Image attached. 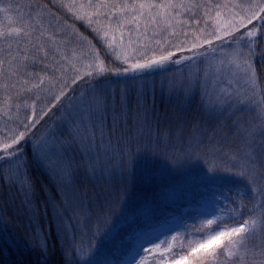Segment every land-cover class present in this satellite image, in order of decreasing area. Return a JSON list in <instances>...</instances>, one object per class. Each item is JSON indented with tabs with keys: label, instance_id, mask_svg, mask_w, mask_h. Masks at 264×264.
<instances>
[{
	"label": "snow or ice",
	"instance_id": "snow-or-ice-1",
	"mask_svg": "<svg viewBox=\"0 0 264 264\" xmlns=\"http://www.w3.org/2000/svg\"><path fill=\"white\" fill-rule=\"evenodd\" d=\"M52 2L59 6L56 12L40 0H0L6 21H0V165L10 166L13 185L25 194L33 187L29 155L58 178L57 211L62 220L73 213L65 231L73 220L81 223L80 217L86 225L65 251L66 264L69 258L71 264H264V243L259 251L248 248L258 232L264 233V76L255 67L257 50L264 58V0ZM76 22L87 25L96 43ZM156 77L161 96L173 103L171 120L183 144L176 152H169L168 144L159 150L162 137L150 127L153 116L159 120ZM130 85L134 109L128 107ZM193 99L198 115L185 137ZM149 102L152 109L145 106ZM247 113L253 115L241 122ZM130 119L135 134L127 127ZM229 120V132L239 143L226 147L221 141L229 133L216 137ZM202 122H214L211 134ZM145 128L155 141L142 143ZM167 137L171 140V130ZM69 150L79 151L89 178L119 169L122 182L105 195L98 212L81 196L80 168L73 167ZM144 152L174 169L200 160L209 173L234 174L244 187L220 193L196 178L169 185L165 199L186 190L199 194L192 209L199 226L184 219L154 226L150 201L135 214L127 206L134 161ZM257 197L258 204L249 207ZM138 217L144 227L118 239L120 229ZM189 227L193 238L185 242L180 229ZM102 240L109 247H102Z\"/></svg>",
	"mask_w": 264,
	"mask_h": 264
},
{
	"label": "trees",
	"instance_id": "trees-1",
	"mask_svg": "<svg viewBox=\"0 0 264 264\" xmlns=\"http://www.w3.org/2000/svg\"><path fill=\"white\" fill-rule=\"evenodd\" d=\"M16 2L26 4L28 0H16ZM40 2L48 4V7L53 12H56L59 7L52 0H40ZM23 11L27 12V8H24ZM58 15H64L62 9L58 12ZM0 21H3V18H0ZM76 27L84 36L92 40L93 43H96L93 34L86 24L76 22ZM96 46L100 47L98 43ZM255 67L258 76H264V58L259 55V50H257L255 57ZM152 80L153 78L151 77L147 78L149 90L152 88ZM159 80V77L155 78L154 109L159 120L157 122L156 116H153L150 127L158 130L162 137L161 142L157 145L159 150L163 151L165 144H168L169 152H176L183 147V144L176 136V124L171 120L173 103L166 96H161ZM134 95L135 92L131 91L130 85L129 109L135 108ZM196 104V99H193L185 120V137L189 135L187 126L198 115ZM145 106L152 109L150 102ZM117 107H119V101H117ZM129 115L130 117L133 116L134 111H130ZM239 115L237 113V116ZM250 115H253V113L244 115L241 118V122H245ZM235 118V116L232 117V119ZM51 122V119L47 121V123ZM230 124L231 121H227L224 128L219 130V135L216 137L217 140H221L224 133H229L227 139L221 141L226 147L239 143V137L229 132ZM127 127L133 128L135 134V127L131 119ZM213 127L214 122L201 123V128L208 129L209 134H211L210 130ZM121 128L123 129L124 126L122 125ZM168 130L172 132L171 140L167 137ZM147 131L148 128H145V136L142 143L148 139L155 141V135L150 138L147 135ZM204 139L207 140V137H204ZM202 150L205 149L202 148ZM99 155L101 159L104 158L102 151ZM68 156L73 160V167L80 168L77 172L76 182L80 188L81 196H86L87 201H90L89 207L91 211L98 212L103 207L105 195L117 189L122 182L119 169L117 168L115 174L109 175L106 172L102 176L98 174L94 178H89L82 170L83 162L79 151L69 150ZM208 159H212L211 154L208 156ZM27 166L33 187L29 188L25 194L13 185L12 180L14 176L10 166L7 164L0 165V264H66L65 251L70 248L73 236L79 239L82 229L86 231L83 217L79 218L81 221L79 224L76 223V220H73V227L65 231L68 217L72 216L73 213H65L62 220L60 213L57 211L58 201L60 200V196L57 194L59 188L58 178L41 168L30 155ZM188 178H196L201 185L211 190L217 188L222 191H233L239 185L241 188L244 187V185H241L243 183L241 178L236 177L234 174L209 173L204 163L200 160L193 161L183 168L174 169L166 160L144 152L138 154L134 161L133 185L127 201L129 211L135 214L142 202L150 201V213L154 226L164 221H169L173 217L183 218V216L194 214L192 209L197 205V201L199 200V194L196 191L186 190L176 192L169 194L167 199L164 198V190L167 186L183 184ZM245 202H248V198H246ZM258 202L259 198L257 197L249 204V207H252V204H258ZM143 227L142 219L138 217L134 225H126L120 229L118 239L124 240L134 229L139 230ZM180 231L181 239L186 242L185 237L188 238L186 234L187 230L182 229ZM45 243L47 250L46 252H42V246ZM262 243H264V233L258 232L248 242V248L250 251H259V246ZM101 245L102 247H109L103 240L101 241ZM67 264H71L70 258L67 260Z\"/></svg>",
	"mask_w": 264,
	"mask_h": 264
},
{
	"label": "rangeland",
	"instance_id": "rangeland-1",
	"mask_svg": "<svg viewBox=\"0 0 264 264\" xmlns=\"http://www.w3.org/2000/svg\"><path fill=\"white\" fill-rule=\"evenodd\" d=\"M0 18H3V15L2 14H0ZM214 191L220 192V193H223L224 192L221 189H217V188H215ZM193 216H195V213L194 214H190V215L183 216V218L173 217L169 221H173V220L179 221L180 219H184L185 223H187L188 225H192V226L198 227L199 224H198V222L196 220L192 219ZM182 229H184V228H181L180 230H182ZM185 230H187L186 234H187L188 238H193L192 235H191L193 233V228L192 227H189V228H187ZM171 234H175V233L173 232ZM161 239H163V237H161ZM185 239H186V237H185Z\"/></svg>",
	"mask_w": 264,
	"mask_h": 264
}]
</instances>
